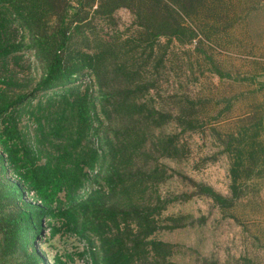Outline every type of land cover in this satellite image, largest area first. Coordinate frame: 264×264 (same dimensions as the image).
<instances>
[{"label": "trees", "instance_id": "1", "mask_svg": "<svg viewBox=\"0 0 264 264\" xmlns=\"http://www.w3.org/2000/svg\"><path fill=\"white\" fill-rule=\"evenodd\" d=\"M218 1L0 0V264H48L38 246L46 228L74 234L89 264H178L185 247L157 235L206 216L171 206L205 197L239 222L238 208L260 201L264 101L232 115L225 98L206 115L208 99L158 94L170 45L201 41L193 20ZM122 7L133 23L120 30ZM27 52L42 69L36 81L9 68ZM187 132L217 146L202 162L226 156L227 195L166 163L187 159ZM171 181L187 190L164 189ZM185 250L196 264H261Z\"/></svg>", "mask_w": 264, "mask_h": 264}, {"label": "rangeland", "instance_id": "2", "mask_svg": "<svg viewBox=\"0 0 264 264\" xmlns=\"http://www.w3.org/2000/svg\"><path fill=\"white\" fill-rule=\"evenodd\" d=\"M215 3L211 14H200L193 20L202 30L201 41L170 45L157 89L162 97L176 92L191 98L208 99L203 107L206 115L222 108L225 98H232L233 115L252 102L264 101V0H220ZM116 16L120 30L133 23L132 14L124 7L117 10ZM20 63V66L13 62L9 65L17 79L23 81L31 77L36 81L39 78L42 69L34 54L27 52ZM216 69L224 76L219 75ZM155 98L159 99L157 95ZM215 100L220 101L219 105H215ZM181 138L189 146L187 159L181 162L167 160L166 163L227 195L226 156L222 154L216 160L202 162L204 157L218 151L211 136L208 133L187 132ZM164 189L176 192L187 190L178 181H171ZM259 199L252 197L245 206L238 208L237 222L232 217L223 216L208 198L193 197L186 203L171 206L166 213L189 212L195 217L204 215L206 222L202 226L162 232L157 237L185 247L173 256L178 264H196L191 252L185 250L187 248L214 257L221 263L247 254L264 264V186ZM40 239L38 246L48 264H57L55 256H59L64 264H87L88 260L91 263L89 257L78 256L85 244L70 232L51 237L49 228H46Z\"/></svg>", "mask_w": 264, "mask_h": 264}, {"label": "built area", "instance_id": "3", "mask_svg": "<svg viewBox=\"0 0 264 264\" xmlns=\"http://www.w3.org/2000/svg\"><path fill=\"white\" fill-rule=\"evenodd\" d=\"M84 257L85 258H88L89 257V254L88 253H86L85 255H84ZM90 258V257H89ZM90 262H89V260H88V262H87V264H89Z\"/></svg>", "mask_w": 264, "mask_h": 264}]
</instances>
